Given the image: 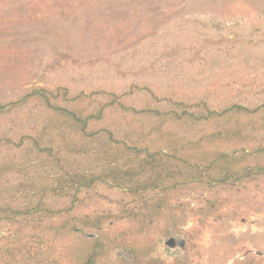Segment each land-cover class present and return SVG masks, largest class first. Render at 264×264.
<instances>
[{
  "label": "rangeland",
  "instance_id": "374dc122",
  "mask_svg": "<svg viewBox=\"0 0 264 264\" xmlns=\"http://www.w3.org/2000/svg\"><path fill=\"white\" fill-rule=\"evenodd\" d=\"M38 88L52 93L50 102L31 98L0 111V202L70 207L35 216L37 228L19 230L26 243L29 235H45V264H83L92 251L95 264H264V173L246 177L241 170L264 155L236 163L241 179L223 184L209 181L212 172L189 182L175 160L164 170L140 171L137 182L123 181L130 158L121 145L100 132L85 137L50 108L96 111L113 93L117 104L88 131L111 128L153 151L168 143L141 134L136 124L149 130L155 122L135 114L141 108L263 102L264 0H0V104ZM218 126L171 119L161 128L173 127L185 142ZM255 135L253 142L264 140V130ZM178 152L201 159L186 148ZM74 174L93 181L76 191ZM65 221L68 230L59 231ZM16 229L0 222V247Z\"/></svg>",
  "mask_w": 264,
  "mask_h": 264
},
{
  "label": "trees",
  "instance_id": "16d2710c",
  "mask_svg": "<svg viewBox=\"0 0 264 264\" xmlns=\"http://www.w3.org/2000/svg\"><path fill=\"white\" fill-rule=\"evenodd\" d=\"M46 91L47 90L44 88H38L14 102L9 104H0V111L2 112L5 107L9 110L11 107L25 103L31 98L43 100L44 102H50V98L53 97L52 93H50L49 90V92L45 93ZM111 96L113 97L112 101L108 102V105H102L96 111H87L86 109L69 110L54 106H51L50 108L57 110L69 127L75 128L81 134L85 135V137H92L100 132V134L104 135L105 138L108 137L107 140L109 143L121 145L120 147L124 153L123 155L130 158L129 167L126 168V170H123V175L120 177L123 181L128 180L137 182L135 178L139 175L140 171L151 172L160 169L164 170V167L167 165V163H165L166 160H175V162H177V166L181 168L178 169L179 171L187 170L184 173L189 182L202 183L207 179V172H212L214 173V176L211 178L208 177L209 181H212L215 184H223L228 180L241 179L240 176L237 175V170L233 167L236 163L243 162L250 156L257 155L259 157L264 155L263 138L259 141L256 140V142H253L256 138L255 134L264 130V126H262L264 120L259 117L260 113L264 110V101L255 104L254 106L232 102L231 104H225L220 108H211L208 107L207 103L201 99L198 102L192 103V108H190L187 104L175 102L177 105H181L179 110L178 108H165L162 110H158L156 108H141L140 110H137V112L134 111L135 114L141 113L142 115H145L144 117L152 116L155 118V122L151 125L149 130H143L142 126L136 124L137 128L142 129L141 134L146 135L153 133L156 137L158 136L159 139L168 143L166 145L167 148L161 147L156 148L153 151H142L138 148L139 142L136 140H130L127 142L129 140L127 139L129 138L127 134H125V139H123V137L117 138L111 128L99 127L97 130L88 131V128L92 125L102 122L105 110L108 106L110 107L117 104L116 97H114L115 95L111 93ZM74 98H76V96L73 97V99ZM231 116H236L237 120L229 122V118ZM171 119L175 122L176 120H185L194 125H203L205 122L214 120L215 122H218L219 126L214 131L202 133V136L196 140H188L184 142V139H181L176 133H172L173 127L164 128V130L161 128L162 124H165L166 120ZM248 130H251L252 135L246 132ZM227 141L233 144L231 146V151L220 149L224 147L218 148V145L225 146ZM208 144H213L214 146L208 148ZM181 148H186V150L200 154L201 159L191 160V158L186 156L189 154L182 155L178 152ZM36 149L44 151L47 148L37 144ZM141 153H143V155H141ZM235 154H238V157L234 156ZM229 165L233 168H229ZM133 166L138 167V170L133 169ZM219 168L220 170H218ZM241 170L244 172L243 175H246V177L251 174H262L264 173V162H258L250 167H243ZM70 179H73L75 182L76 191H79L81 187L89 186L91 181H93V178H89L88 180V178H85L83 175L75 176V174L72 175ZM151 183H153V185H160V182L157 180H152ZM117 185L122 184L117 183ZM136 186L138 187V185ZM145 187L147 186L145 185ZM49 188L52 190L55 189L54 187ZM40 196H45L43 194V189ZM69 209L70 207L67 209H53L49 207V205L42 202V200H38V202H24L20 205H15L11 201L0 202V222L15 225L17 228L16 232L12 233V236H10L11 239H7V244L0 247V249L4 250L2 254V257L4 258L3 262L6 264H45L46 254L49 249V246L47 245L48 240L43 237L45 235L42 233L36 234L35 236L29 235L27 240L28 243L35 240L30 246L28 243L21 241V237L18 234L19 230L25 226L37 228L39 220L35 216L63 215V213H66L65 211H68ZM62 225L63 226L57 228L59 231L68 230V221L62 222ZM70 229L75 230L76 227L73 226ZM33 245L36 250L34 251V248V252H31ZM100 246L101 243L95 240L94 246L92 247L96 250ZM19 251H23V254L18 255ZM97 257V253L93 251L89 252L86 254L83 264H95ZM146 261V264H154V261Z\"/></svg>",
  "mask_w": 264,
  "mask_h": 264
}]
</instances>
